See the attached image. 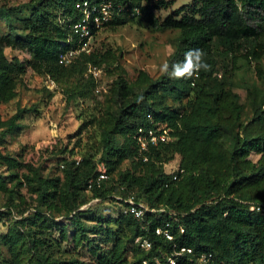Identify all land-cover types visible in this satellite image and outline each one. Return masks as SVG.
I'll return each instance as SVG.
<instances>
[{
	"label": "trees",
	"instance_id": "obj_1",
	"mask_svg": "<svg viewBox=\"0 0 264 264\" xmlns=\"http://www.w3.org/2000/svg\"><path fill=\"white\" fill-rule=\"evenodd\" d=\"M77 1L0 5V18L8 25V32L0 33V103L16 96L27 70L59 85L68 100L91 97L95 79L88 67H107L116 56L99 47L67 65L59 62L70 24L79 16ZM112 1H130L139 12L116 15L103 28L134 22L153 32L174 30V51L154 79L139 71L134 84L118 75L111 88L115 108L89 120L99 128V149L78 161L67 159L64 150L61 158L57 153L61 177L43 173L44 162L25 164L3 150L6 137L20 129L25 110L0 120L2 206L5 213L19 215L0 233V246L9 255L1 256L0 264H202L198 257L203 253L230 264H264V86L249 92L250 119L242 121L231 89L234 69L217 61L221 55L233 64L242 50L257 61L264 55V0H191L163 19L157 11L166 10L170 0ZM23 10L26 18L18 19L16 13ZM7 46L22 47L29 58L8 59ZM177 64L179 75L174 74ZM140 126L163 127L169 137L150 144L146 160L135 138ZM176 156L182 172L172 180L174 171L165 172L163 166ZM98 161L108 179L87 191ZM124 162L129 166L123 168ZM22 167L27 174L18 173ZM22 187L33 193L32 202L23 197ZM129 192L147 207L139 219L125 212ZM116 199L115 216L98 211L101 203ZM28 207L32 212L23 216ZM53 234L57 239H51ZM64 241L70 250H60ZM142 241L149 248L140 246Z\"/></svg>",
	"mask_w": 264,
	"mask_h": 264
},
{
	"label": "rangeland",
	"instance_id": "obj_2",
	"mask_svg": "<svg viewBox=\"0 0 264 264\" xmlns=\"http://www.w3.org/2000/svg\"><path fill=\"white\" fill-rule=\"evenodd\" d=\"M25 0H0L3 6H18ZM167 1V0H165ZM191 0H170L166 10L157 11L160 19L181 6H188ZM27 11L16 13L18 19L26 18ZM13 22L12 24H14ZM19 22H16V26ZM8 32L7 21L0 18V33ZM177 31L153 32L142 25L131 22L114 29L102 28L92 39L91 49L101 47L110 50L116 60L107 67L91 69L95 79V88L91 97L67 99L59 85L48 83V79L37 71L27 70L16 86V96L5 103H0V120H6L18 109L25 110L19 120L20 129L6 137L3 150L11 155L22 158L25 164L37 165L44 162L46 169L43 173H53L62 176V162L54 159L57 153L61 158L65 154L67 159L81 158L84 153H91L99 149V128L92 118H100L107 111L115 108L114 95L111 88L119 74L128 83L136 84L139 71L146 72L151 78H156L164 72L167 59L174 51ZM245 50L237 55L232 64L229 57L217 56L218 64H228L233 70L232 91L238 97L242 108V121L250 118L248 96L249 92L258 93L264 86V55L257 60L244 57ZM4 54L8 59L19 60L29 58L22 47H4ZM244 123V122H243ZM64 150V154L61 153ZM254 161L258 155L250 156ZM178 156L163 166L165 172H172L177 168ZM124 162L122 167H128ZM19 174H27L26 167H22ZM30 189L22 187L23 197L32 202ZM31 196L29 197V193ZM5 198L0 193V233L5 232L6 226L19 218L14 211L5 213L2 206ZM96 201L91 200L93 204ZM34 203V202H33ZM119 200H107L101 203L98 211L115 216L119 209ZM88 207V204L81 209ZM28 207L23 216L32 212ZM97 214V213H96ZM91 217V215H89ZM57 220H63L62 217ZM52 240L57 239L53 234ZM60 250H70V243L63 242ZM9 256L6 249L0 246V257Z\"/></svg>",
	"mask_w": 264,
	"mask_h": 264
},
{
	"label": "built area",
	"instance_id": "obj_3",
	"mask_svg": "<svg viewBox=\"0 0 264 264\" xmlns=\"http://www.w3.org/2000/svg\"><path fill=\"white\" fill-rule=\"evenodd\" d=\"M75 8L79 11V16L70 24L71 37L64 44L65 50L59 55V62L64 65L71 63L79 53L89 52L92 39L116 15L127 14L132 16L139 12V7L132 5L130 1L114 3L112 0H79L75 3ZM91 69L92 67L89 66L88 72L92 73ZM194 70H197V66H194ZM49 82L51 83L52 81L48 79ZM135 138L138 146V154L142 156V160H146L144 152L148 150L150 144L156 145L159 142L169 140L166 129L163 127L155 128L153 126L138 127ZM76 160L78 161L79 158H76ZM177 172H182V170H179L178 167L174 169V172H172V180L177 179ZM107 179L106 166L103 162L98 161L96 163V176L88 180L87 191L92 185L99 186L103 180ZM125 202L128 204L125 212L130 213L135 218H141L147 210L145 205L135 201L133 193L131 192L128 193ZM250 209H253V206ZM262 213L264 214V211ZM159 232L160 229H156V233ZM163 233L167 238H171L167 229ZM139 244L146 249L150 246L147 241H142ZM180 251L191 253V249L189 248H182ZM198 261L202 264H230L215 260L210 253L200 254ZM171 263L174 264V261L171 260Z\"/></svg>",
	"mask_w": 264,
	"mask_h": 264
},
{
	"label": "clouds",
	"instance_id": "obj_4",
	"mask_svg": "<svg viewBox=\"0 0 264 264\" xmlns=\"http://www.w3.org/2000/svg\"><path fill=\"white\" fill-rule=\"evenodd\" d=\"M165 67H167V65H165ZM174 69H175V73L174 74H181V69H180V66L177 64V65H174Z\"/></svg>",
	"mask_w": 264,
	"mask_h": 264
}]
</instances>
